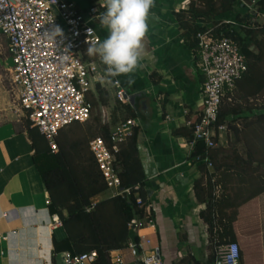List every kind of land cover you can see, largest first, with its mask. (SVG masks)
Listing matches in <instances>:
<instances>
[{
	"label": "crops",
	"instance_id": "1",
	"mask_svg": "<svg viewBox=\"0 0 264 264\" xmlns=\"http://www.w3.org/2000/svg\"><path fill=\"white\" fill-rule=\"evenodd\" d=\"M70 1L83 11L93 5H97L101 13L105 11L106 0H98L93 5L89 0ZM189 2L153 0L138 66L130 74L111 76L107 66L102 67L99 57L98 60L87 57L84 54L87 48L83 52L85 60L98 63L100 76L96 82L108 91L111 99L116 95L114 80H118L132 97V101L126 103L137 115L134 119L140 128L139 155L148 179L150 213L155 224V227L132 231V236L134 241L141 237L149 239L145 252L159 253L164 264H176L188 256L205 262L211 252L208 225L201 217L206 204L197 200L193 188L202 173L189 160V149L185 145L188 139L175 133L179 127H186V120L200 111L202 100L203 77L183 44L182 31L175 17V12L187 8ZM256 9H262L264 14V8ZM92 24L101 41L105 39L108 33L100 25V18L93 19ZM151 75H155L158 82ZM129 79L132 84L128 83ZM103 110L109 113L105 122L111 125V130L123 121L112 125L111 105ZM167 115L172 120H165ZM246 141L244 137L243 142ZM222 146L225 147L223 143ZM251 185L238 183V198ZM111 195L107 191L97 199ZM50 204L35 149L23 123L20 126L11 121L1 123L0 233L5 239L0 241V264H63V253L70 247L64 227L50 226L53 215ZM236 232L240 246L255 243L259 237L261 263L264 264V192L239 206ZM113 253L123 257L122 264H140L126 248ZM82 264L93 263L85 261Z\"/></svg>",
	"mask_w": 264,
	"mask_h": 264
},
{
	"label": "trees",
	"instance_id": "2",
	"mask_svg": "<svg viewBox=\"0 0 264 264\" xmlns=\"http://www.w3.org/2000/svg\"><path fill=\"white\" fill-rule=\"evenodd\" d=\"M89 1L93 5L98 0ZM255 5L264 8V1L257 0ZM245 9L242 0H190L187 8L175 12L183 44L195 59L201 74V54L197 38L199 32H207L215 40L222 37L233 39L246 56L248 70L237 82L234 91L226 90L218 119L219 123L228 124L229 131L233 132L237 142H243L245 133L250 128L264 131V103L252 101L264 93V24L255 13ZM227 19L235 21L236 25L226 23ZM151 76L156 81L155 75ZM202 77L203 81V74ZM95 88L96 93L91 91L88 95L93 109L108 107V91L100 83ZM118 102L125 112V119L137 116L129 103ZM112 116L113 113L111 120ZM192 120L195 122L198 117L195 115ZM96 121L101 135L95 134L91 129L87 137L71 141L64 133L65 128L60 130L56 137L57 153L51 151L47 139L32 125L28 116L23 121V126L35 149L38 170L49 193L52 212L59 215L67 234L70 247L68 252L79 255L95 251L97 256L93 264H112L110 253L125 248L133 240L129 223L146 216L148 179L139 155L140 128L137 126L116 153L122 188H130L131 194L97 199L107 192V185L89 150V141L96 136L108 139L111 125L108 122L101 123L99 117ZM175 133L188 140L193 139L192 128L179 127ZM235 150L228 153L225 147L208 148L202 139L196 141L189 160L195 164L197 157L202 159L197 165L202 175L195 180L193 188L197 200L206 204L201 217L208 225L211 253L205 262L183 258L176 264H217L219 247L230 242L239 244L236 232L238 208L243 202L264 192V174L256 170L257 166H264V161L255 159L251 152L243 158ZM205 159L212 162L210 170ZM255 163V171L250 170ZM256 172L260 175L257 176ZM238 183L252 184L239 198ZM136 186L139 188L136 189ZM139 197L144 205L137 203ZM248 243L253 247L252 253L255 255L261 247L259 237L255 243ZM240 249L242 264V246Z\"/></svg>",
	"mask_w": 264,
	"mask_h": 264
},
{
	"label": "built area",
	"instance_id": "3",
	"mask_svg": "<svg viewBox=\"0 0 264 264\" xmlns=\"http://www.w3.org/2000/svg\"><path fill=\"white\" fill-rule=\"evenodd\" d=\"M249 12L255 13L264 24L262 9H256L257 0H242ZM97 5L81 10L70 0H0V36L7 39V52L12 59L9 67L11 81L18 90L19 103L33 126L47 139L51 151L58 152L56 137L60 130L75 124L86 123L92 115V103L88 99L93 82L100 72L95 62L84 59L83 52L93 43L101 41L93 19L100 18ZM230 25L236 22L225 20ZM59 29L55 35L52 31ZM202 81L201 109L198 120H186V127L192 128L193 139L187 140L189 155L197 140L202 139L208 148L218 146L224 132L229 131L227 123H219V113L226 90L234 91L237 82L248 70L247 59L239 45L229 37L213 39L207 32H199ZM116 97L128 102L126 92L118 80L113 82ZM189 114L188 111H184ZM195 116V115H194ZM165 120H172L169 115ZM138 122L128 118L111 130L109 138L96 136L89 141L93 154L112 195H130V188H122L120 170L116 164V153ZM201 157H197V166ZM210 169L212 162L205 159ZM136 189L139 186L135 187ZM137 203L142 199L137 198ZM151 202L145 205L146 216L129 223L132 231L145 226L155 227L150 213ZM62 225L57 214L52 215L50 226ZM5 239L0 233V241ZM150 240L144 237L130 240L126 249L140 264H164L159 253L145 252ZM217 264H241V249L237 242H230L218 252ZM96 252L73 255L63 253V264L93 263ZM112 264H122L123 257L110 253Z\"/></svg>",
	"mask_w": 264,
	"mask_h": 264
},
{
	"label": "rangeland",
	"instance_id": "4",
	"mask_svg": "<svg viewBox=\"0 0 264 264\" xmlns=\"http://www.w3.org/2000/svg\"><path fill=\"white\" fill-rule=\"evenodd\" d=\"M246 10V9H245ZM262 21V20H259ZM87 50V49H86ZM85 55L90 58H94L96 60L98 56H89L86 53ZM12 59L8 57L7 52V39L4 36H0V124L3 122H14L18 126L22 125L23 121L25 120L27 113L22 110L20 103H19V95L17 88L13 85L11 81V73L8 69V66L12 65ZM98 64V63H97ZM104 64H102L103 67ZM106 76L108 74L104 73ZM95 84L97 82H93L92 92L96 93ZM110 84V83H109ZM97 96V94H96ZM120 101L116 95H112V99L109 97V106L111 105L112 108V120L111 124L115 125L119 121L125 119V112L120 107ZM253 103L262 104L264 103V93L257 96V98L252 100ZM121 102V101H120ZM111 116V115H110ZM97 117L101 120V123L107 121L109 117V113H106L103 110V107H96L92 111V115L89 121L83 124H73L64 129V133L67 134L71 141H75L76 139H82L87 137L89 131L93 129L94 133L97 135H101L100 131H98V124H97ZM251 119V118H249ZM249 119L247 121H249ZM243 123V122H242ZM92 131V130H91ZM248 141L246 142H237L236 138L232 131H227L223 133L221 139H219L217 147H223L222 143L227 147L228 153H231L233 149H236L237 155L241 157H247V153L251 152L254 155L255 159L263 160L264 161V131L259 132L256 129L252 130L251 128L247 130L245 136ZM230 151V152H229ZM255 165L253 164L250 168L252 171H255ZM256 168L257 172L264 174V166ZM212 168V167H211ZM256 172V175H260ZM224 246L219 247L218 251H221ZM252 246L249 243H244L242 245V259L243 263L250 262V264H260L262 259V254H260L261 247L257 249L255 255L252 253ZM209 249L210 244H209ZM211 252H209L210 255ZM255 256V257H254ZM188 259H193L191 256H188Z\"/></svg>",
	"mask_w": 264,
	"mask_h": 264
},
{
	"label": "clouds",
	"instance_id": "5",
	"mask_svg": "<svg viewBox=\"0 0 264 264\" xmlns=\"http://www.w3.org/2000/svg\"><path fill=\"white\" fill-rule=\"evenodd\" d=\"M152 4L153 0H106L100 25L108 34L90 45L86 53L98 56L111 76L130 74L137 68ZM58 30L52 31L53 35Z\"/></svg>",
	"mask_w": 264,
	"mask_h": 264
},
{
	"label": "water",
	"instance_id": "6",
	"mask_svg": "<svg viewBox=\"0 0 264 264\" xmlns=\"http://www.w3.org/2000/svg\"><path fill=\"white\" fill-rule=\"evenodd\" d=\"M126 97L128 98V100L131 102L132 100V97L130 96V95H128L127 93H126Z\"/></svg>",
	"mask_w": 264,
	"mask_h": 264
}]
</instances>
